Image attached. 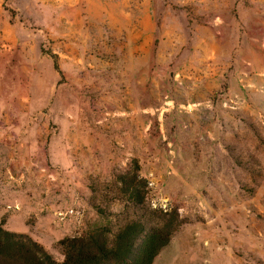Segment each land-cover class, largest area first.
I'll list each match as a JSON object with an SVG mask.
<instances>
[{
	"label": "rangeland",
	"instance_id": "1",
	"mask_svg": "<svg viewBox=\"0 0 264 264\" xmlns=\"http://www.w3.org/2000/svg\"><path fill=\"white\" fill-rule=\"evenodd\" d=\"M135 218L264 264V0H0V224L62 261Z\"/></svg>",
	"mask_w": 264,
	"mask_h": 264
},
{
	"label": "trees",
	"instance_id": "2",
	"mask_svg": "<svg viewBox=\"0 0 264 264\" xmlns=\"http://www.w3.org/2000/svg\"><path fill=\"white\" fill-rule=\"evenodd\" d=\"M137 178L122 177L135 205L144 202ZM108 231L102 226L83 235L64 237L60 242L65 258L58 261L37 241L0 224V264H153L169 244L173 229L163 224L148 228L145 220L135 218L118 227L113 238Z\"/></svg>",
	"mask_w": 264,
	"mask_h": 264
},
{
	"label": "crops",
	"instance_id": "3",
	"mask_svg": "<svg viewBox=\"0 0 264 264\" xmlns=\"http://www.w3.org/2000/svg\"><path fill=\"white\" fill-rule=\"evenodd\" d=\"M7 171H8V170H7ZM7 171H6V172H7ZM5 174H6V173H5Z\"/></svg>",
	"mask_w": 264,
	"mask_h": 264
}]
</instances>
